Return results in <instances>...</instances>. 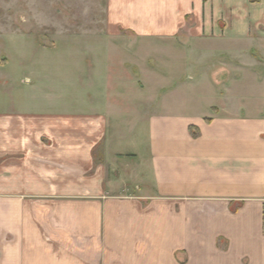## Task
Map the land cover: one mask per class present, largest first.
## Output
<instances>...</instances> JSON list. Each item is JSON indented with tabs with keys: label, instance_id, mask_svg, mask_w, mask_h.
Masks as SVG:
<instances>
[{
	"label": "crops",
	"instance_id": "obj_1",
	"mask_svg": "<svg viewBox=\"0 0 264 264\" xmlns=\"http://www.w3.org/2000/svg\"><path fill=\"white\" fill-rule=\"evenodd\" d=\"M119 3L57 86L0 31V264H264V0Z\"/></svg>",
	"mask_w": 264,
	"mask_h": 264
},
{
	"label": "rangeland",
	"instance_id": "obj_2",
	"mask_svg": "<svg viewBox=\"0 0 264 264\" xmlns=\"http://www.w3.org/2000/svg\"><path fill=\"white\" fill-rule=\"evenodd\" d=\"M120 1L0 0L1 48L14 57L12 49L16 48V42L10 37H5L13 31L27 35L26 41H22L21 46L27 48L28 62H31L33 70L40 72L50 70L43 74L49 77L50 83L54 82L57 86L59 82L71 80V76L80 71L74 68V65L78 64L73 60L76 50L102 48L107 43L109 46L108 38L112 34L108 32L116 34L118 31L116 27L122 25H112L113 27L109 25L112 29H108L104 18L110 14L108 6L111 4H113L112 15L123 14ZM123 26L121 32L124 35H122L128 39L122 45L124 47L143 48L153 50L152 52L175 48L172 40L156 39L154 36L135 42L134 32L129 28L134 25L123 24ZM113 43L120 46V43L117 44L115 41ZM156 58L158 56L154 54L152 60ZM65 66L68 68L64 71ZM165 87L162 96H168L170 88Z\"/></svg>",
	"mask_w": 264,
	"mask_h": 264
},
{
	"label": "trees",
	"instance_id": "obj_3",
	"mask_svg": "<svg viewBox=\"0 0 264 264\" xmlns=\"http://www.w3.org/2000/svg\"><path fill=\"white\" fill-rule=\"evenodd\" d=\"M190 131H192V134L195 135V132L193 130L190 129Z\"/></svg>",
	"mask_w": 264,
	"mask_h": 264
},
{
	"label": "built area",
	"instance_id": "obj_4",
	"mask_svg": "<svg viewBox=\"0 0 264 264\" xmlns=\"http://www.w3.org/2000/svg\"><path fill=\"white\" fill-rule=\"evenodd\" d=\"M263 221H264V219H263ZM264 224V223H263Z\"/></svg>",
	"mask_w": 264,
	"mask_h": 264
}]
</instances>
